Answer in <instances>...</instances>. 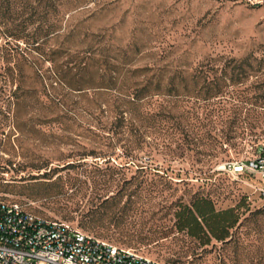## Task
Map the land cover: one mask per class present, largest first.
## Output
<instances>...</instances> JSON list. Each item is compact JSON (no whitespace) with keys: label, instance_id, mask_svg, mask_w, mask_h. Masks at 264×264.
I'll use <instances>...</instances> for the list:
<instances>
[{"label":"rangeland","instance_id":"374dc122","mask_svg":"<svg viewBox=\"0 0 264 264\" xmlns=\"http://www.w3.org/2000/svg\"><path fill=\"white\" fill-rule=\"evenodd\" d=\"M70 4L63 10L77 24V34L102 37L111 49L130 46L158 53L141 64L188 70L214 66L216 71L206 74L220 76L223 64H207L204 58L260 55L264 46V0H86L75 11ZM263 82L264 68L252 70L243 84L229 87V95L252 96L256 91L250 85ZM200 104L193 119L183 115L182 134L175 119L167 118L154 127L142 150L127 142L106 147V162L71 157L81 147L66 143L59 132L14 150L5 147L1 154L9 158L15 153L16 158L0 173L7 183L0 199L162 264H264V178L231 167L262 151L264 115L257 109L253 114L247 108L236 111L231 104ZM184 133L195 134L201 143L171 152L173 138ZM223 134L229 140L214 151L212 135ZM162 142L172 150L161 148ZM24 157L47 162V169L18 172ZM194 195L209 197L217 211L233 208L239 216L225 240L195 238L176 228L177 212Z\"/></svg>","mask_w":264,"mask_h":264},{"label":"trees","instance_id":"16d2710c","mask_svg":"<svg viewBox=\"0 0 264 264\" xmlns=\"http://www.w3.org/2000/svg\"><path fill=\"white\" fill-rule=\"evenodd\" d=\"M84 2L0 0V173L7 172L16 158L15 153L4 157L3 148H21L26 142L45 140L58 132L66 143L81 147L71 157L101 158L106 162L110 159L106 147L127 142L134 150H142L154 127L167 118L175 119L174 127L182 134L180 120L183 115L193 119L200 103L231 104L236 111L247 108L251 114L257 109L264 115V82L250 85L256 93L243 99L230 96L229 90L230 86L243 84L252 70L264 68V46L260 55L252 52L228 59L204 58L207 64H223L220 76L206 74L216 71L214 66L188 70L141 64L140 60L158 53L130 46L111 49L102 37L75 32L77 24L71 23L63 8L70 4L75 11ZM214 99L217 102L210 103ZM184 134L183 138H173V151L164 142L161 148L175 153L184 144L201 143L195 134ZM212 136L214 151L230 137ZM24 159L18 163V172H39L48 166L45 161ZM25 179L21 177L20 181ZM27 179L37 177L29 175ZM0 180L1 188L7 183H3L2 175ZM177 217L179 231L220 241L228 237V230L239 220L233 208L217 211L209 197L199 195H194Z\"/></svg>","mask_w":264,"mask_h":264},{"label":"built area","instance_id":"2783aa9c","mask_svg":"<svg viewBox=\"0 0 264 264\" xmlns=\"http://www.w3.org/2000/svg\"><path fill=\"white\" fill-rule=\"evenodd\" d=\"M237 172L264 178V147ZM0 264H162L130 249L87 235L62 221L40 217L24 205L0 199Z\"/></svg>","mask_w":264,"mask_h":264}]
</instances>
